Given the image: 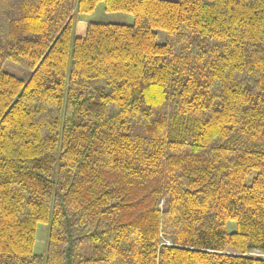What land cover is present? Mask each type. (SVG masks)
I'll use <instances>...</instances> for the list:
<instances>
[{
	"label": "trees",
	"instance_id": "trees-1",
	"mask_svg": "<svg viewBox=\"0 0 264 264\" xmlns=\"http://www.w3.org/2000/svg\"><path fill=\"white\" fill-rule=\"evenodd\" d=\"M100 3L135 24L74 21ZM255 251L264 0H0V264H264Z\"/></svg>",
	"mask_w": 264,
	"mask_h": 264
},
{
	"label": "rangeland",
	"instance_id": "rangeland-1",
	"mask_svg": "<svg viewBox=\"0 0 264 264\" xmlns=\"http://www.w3.org/2000/svg\"><path fill=\"white\" fill-rule=\"evenodd\" d=\"M77 20L114 24V25H123V26H133L135 24V18L133 15L125 14V13H109L106 11L104 3H100L95 9V11L90 14L77 15L74 21L76 22ZM156 33L158 35V42L160 44H165L166 33L163 31H157ZM5 70L6 72L14 76H17L25 81L28 80L30 77V73L27 70L13 64H8L5 67ZM228 230L230 232H235L236 224L230 222L228 224ZM48 236H49V227L46 225H39L38 241L35 249L37 255H45L47 249V243H48ZM252 254L256 257H260V258L264 257V254L259 251H255Z\"/></svg>",
	"mask_w": 264,
	"mask_h": 264
}]
</instances>
